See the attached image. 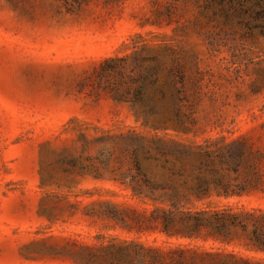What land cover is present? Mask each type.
<instances>
[{"label": "rangeland", "instance_id": "374dc122", "mask_svg": "<svg viewBox=\"0 0 264 264\" xmlns=\"http://www.w3.org/2000/svg\"><path fill=\"white\" fill-rule=\"evenodd\" d=\"M240 138L262 164L256 187L241 174L246 193L205 216L264 230V2L0 0V264H109L124 241L160 245L127 232L125 205L175 219L203 207L130 200L112 183L129 153ZM172 242L264 264V248Z\"/></svg>", "mask_w": 264, "mask_h": 264}, {"label": "trees", "instance_id": "16d2710c", "mask_svg": "<svg viewBox=\"0 0 264 264\" xmlns=\"http://www.w3.org/2000/svg\"><path fill=\"white\" fill-rule=\"evenodd\" d=\"M252 1L254 6L264 2ZM252 152L251 143L243 138L214 150L163 139H159L153 148L139 146L132 150L125 175L112 180L120 191L128 193L130 200L142 204L148 199L153 206L159 201L166 202L174 208L188 203L199 204L197 206L203 208L193 213L179 211L180 217L175 219V209L157 208L159 211L155 212L154 207L152 214L141 218L134 205H125L132 224L125 226L127 232L146 238L157 234L162 242L160 245H139L124 241L112 252L109 264H222L217 254L172 242L180 239L198 241L203 245L264 248V230L254 227L247 231V226L236 217L227 215L226 209L213 211L210 216H205L207 211L204 210L212 198L228 200L246 193L245 185L232 184L241 174L247 177L244 182L250 190L255 189L257 169L262 164L252 160ZM190 157L192 161L187 174L185 166ZM156 169L165 171L167 177L157 180ZM121 220L127 222L124 218ZM231 264H248V261H233Z\"/></svg>", "mask_w": 264, "mask_h": 264}]
</instances>
